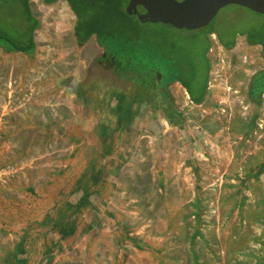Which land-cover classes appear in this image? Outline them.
<instances>
[{
  "label": "rangeland",
  "instance_id": "1",
  "mask_svg": "<svg viewBox=\"0 0 264 264\" xmlns=\"http://www.w3.org/2000/svg\"><path fill=\"white\" fill-rule=\"evenodd\" d=\"M29 1L32 52L0 42V264H264V54L242 35L264 15L230 4L187 31L105 0L110 33L81 45L66 0ZM24 13L0 2L22 44ZM180 57L201 105L168 80Z\"/></svg>",
  "mask_w": 264,
  "mask_h": 264
},
{
  "label": "trees",
  "instance_id": "2",
  "mask_svg": "<svg viewBox=\"0 0 264 264\" xmlns=\"http://www.w3.org/2000/svg\"><path fill=\"white\" fill-rule=\"evenodd\" d=\"M4 1V0H0ZM18 2H20V5L23 7L25 13L24 15L26 16V23L28 24V29H27V34H29L27 37V41L25 44L22 43H18L15 40H12L11 38H9V36L7 34H5V32H3L2 30H0V42L2 45H4L10 52H21L24 54H30L32 52V50L34 49V39L32 37V31L37 27L38 25V21L32 16L31 11H30V7H29V0H16ZM57 0H44L45 4H52ZM68 2V5L70 6V9L72 10V12L75 14V16L77 17V22L75 25V36L77 38V41L79 44H85L92 36H96L97 40L99 41V43L102 45L101 41H100V36L102 34H109L110 31L106 30L105 27L103 30V23L104 21H100V15L106 11L109 10V7L104 6L105 0L103 2V0H101L102 2H100V4H98L97 9V13L95 16H91L90 15H85L86 13L89 14V12H86L85 14H83V11L85 8H88L89 6H93L95 7L92 0H66ZM110 0H107V4ZM116 1V6H119V0H114V2ZM113 2V3H114ZM115 6V7H116ZM82 10H81V9ZM117 8V7H116ZM114 8V10L116 9ZM26 24V27H27ZM105 31V32H104ZM208 33H212V32H208ZM243 36L246 37V43L248 45L251 46H261L262 47V51L264 54V41L261 40L262 36H264V31L263 32H259V37L260 39L257 41L254 38V34L252 32H246L242 34ZM220 38V44L222 45V47H224L225 49H231L234 45H235V40L231 43H226L223 39ZM209 41V40H208ZM206 53V52H205ZM205 53H203L202 57L205 60V62H207V59L205 58ZM172 66L175 67V74L171 77V78H167L169 80V82L172 83H179L187 92L190 101L195 104V105H201L204 102V98L205 95L207 93V81L206 84H204V86H201L199 88V90H195L194 89V82L197 79V66L196 63L192 60H189L188 58L185 57H180L177 60L173 59ZM114 63L117 64L116 59L114 60ZM210 65L207 64V73L209 72ZM209 74V73H208ZM259 77V82H260V89H259V93H256V95H259L261 93L264 92V71L262 73H260L258 76Z\"/></svg>",
  "mask_w": 264,
  "mask_h": 264
},
{
  "label": "water",
  "instance_id": "3",
  "mask_svg": "<svg viewBox=\"0 0 264 264\" xmlns=\"http://www.w3.org/2000/svg\"><path fill=\"white\" fill-rule=\"evenodd\" d=\"M230 4L264 15V0H130L126 12L143 24L193 31L207 27Z\"/></svg>",
  "mask_w": 264,
  "mask_h": 264
},
{
  "label": "crops",
  "instance_id": "4",
  "mask_svg": "<svg viewBox=\"0 0 264 264\" xmlns=\"http://www.w3.org/2000/svg\"><path fill=\"white\" fill-rule=\"evenodd\" d=\"M42 1V3L43 4H45V2H44V0H41ZM56 2V1H55ZM68 3V2H67ZM47 5V4H46ZM29 7H30V1H29ZM253 46H251V45H248L247 43L244 45V47L243 48H252ZM222 49H225L224 47H222ZM252 79V78H251ZM253 80V79H252ZM250 82H252L251 80H250ZM253 95H254V93L252 92V91H250V93H249V96L251 97V99H253ZM255 96H257V95H255Z\"/></svg>",
  "mask_w": 264,
  "mask_h": 264
},
{
  "label": "flooded vegetation",
  "instance_id": "5",
  "mask_svg": "<svg viewBox=\"0 0 264 264\" xmlns=\"http://www.w3.org/2000/svg\"><path fill=\"white\" fill-rule=\"evenodd\" d=\"M64 5H65V3H64ZM61 7V6H60ZM69 11V10H68ZM207 36H208V39H216L217 40V42L219 43V45L220 46H222L221 44H220V38H219V36H217L214 32H212V33H208L207 34ZM245 37V36H244ZM255 46H258V45H255Z\"/></svg>",
  "mask_w": 264,
  "mask_h": 264
}]
</instances>
